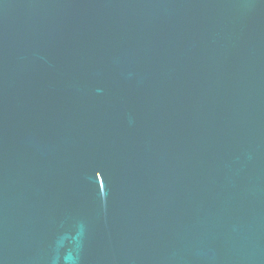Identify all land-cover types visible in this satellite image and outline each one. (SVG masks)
<instances>
[{
	"label": "water",
	"instance_id": "95a60500",
	"mask_svg": "<svg viewBox=\"0 0 264 264\" xmlns=\"http://www.w3.org/2000/svg\"><path fill=\"white\" fill-rule=\"evenodd\" d=\"M0 264H264V0H0Z\"/></svg>",
	"mask_w": 264,
	"mask_h": 264
}]
</instances>
